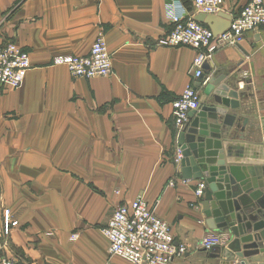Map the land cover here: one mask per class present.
Returning a JSON list of instances; mask_svg holds the SVG:
<instances>
[{
	"label": "crops",
	"instance_id": "crops-1",
	"mask_svg": "<svg viewBox=\"0 0 264 264\" xmlns=\"http://www.w3.org/2000/svg\"><path fill=\"white\" fill-rule=\"evenodd\" d=\"M181 1L194 11L193 0ZM249 1L223 7L236 14ZM167 2L0 0V44L16 41L32 64L20 87L0 88V219L8 208L19 221L8 256L28 264H135L110 253L103 229L118 205L143 196L187 247L173 264H229L201 245L213 231L196 193L203 180L178 179L172 100L197 85L196 51L158 44L172 29ZM99 36L112 54L111 75L74 78L54 63L87 55ZM205 72L225 74L248 95L242 120L263 119L264 27L238 47L221 46ZM205 86L201 102L210 100ZM256 139L247 140L252 156ZM223 232L230 242L233 233Z\"/></svg>",
	"mask_w": 264,
	"mask_h": 264
},
{
	"label": "built area",
	"instance_id": "built-area-1",
	"mask_svg": "<svg viewBox=\"0 0 264 264\" xmlns=\"http://www.w3.org/2000/svg\"><path fill=\"white\" fill-rule=\"evenodd\" d=\"M223 5L224 0H193L194 11L191 13L181 0L167 2L166 14L172 29L158 44L194 49L196 56L193 75L196 79L204 74L206 63L221 46L238 47L249 33H260L264 27L263 0H250L238 13L230 14L229 28L219 34L196 19L199 13L218 15L225 12ZM54 63L65 65L74 78L90 79L113 73L112 54L103 36L96 39L87 55H59L54 58ZM31 67L28 51L22 49L16 41L0 44V88L20 87ZM200 103L201 94L195 84L189 85L180 96L172 100L173 117L179 132L187 122L189 113L197 110ZM181 158L182 151L179 149L175 158L178 165ZM178 179L189 181L182 176ZM169 184L174 185L175 180ZM205 188L206 182L201 181L196 190L197 195L203 197ZM18 225L19 221L6 208L0 219V264H28L17 256L5 253L11 233ZM103 232L110 242V253L135 264H173L176 258L187 253V247L176 244L170 224L157 215L155 208L143 196L118 205ZM229 240L226 232L213 230L201 245L211 251L216 247H226Z\"/></svg>",
	"mask_w": 264,
	"mask_h": 264
},
{
	"label": "water",
	"instance_id": "water-1",
	"mask_svg": "<svg viewBox=\"0 0 264 264\" xmlns=\"http://www.w3.org/2000/svg\"><path fill=\"white\" fill-rule=\"evenodd\" d=\"M196 19L219 34L229 28L231 15L199 13ZM204 82L203 94L210 100L189 113L178 135L179 171L184 179L206 182L203 208L209 228L233 233L228 245L212 249V255L229 264H264V117L242 120L250 109L244 105L248 95L228 84L225 74L205 72L196 88ZM235 125L239 134L232 131ZM256 137L252 156L246 153L253 149L247 140Z\"/></svg>",
	"mask_w": 264,
	"mask_h": 264
},
{
	"label": "rangeland",
	"instance_id": "rangeland-1",
	"mask_svg": "<svg viewBox=\"0 0 264 264\" xmlns=\"http://www.w3.org/2000/svg\"><path fill=\"white\" fill-rule=\"evenodd\" d=\"M65 67H66V66H65ZM1 200H2V198H1V196H0V201H1ZM5 209H6V208H5ZM5 209H4V210H5ZM4 210H3V211H4ZM2 216H3V212H2V215H1V217H2Z\"/></svg>",
	"mask_w": 264,
	"mask_h": 264
}]
</instances>
